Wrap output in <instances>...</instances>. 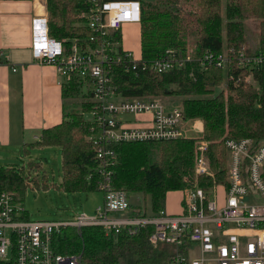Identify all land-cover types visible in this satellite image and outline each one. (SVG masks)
Returning a JSON list of instances; mask_svg holds the SVG:
<instances>
[{"label": "trees", "instance_id": "obj_1", "mask_svg": "<svg viewBox=\"0 0 264 264\" xmlns=\"http://www.w3.org/2000/svg\"><path fill=\"white\" fill-rule=\"evenodd\" d=\"M139 2L140 66L166 55L167 51L179 61L184 57L188 60L179 68L161 73L141 71L139 66L132 69L128 61L112 64L113 85L118 94L127 97L180 98L184 120L201 122L200 136L97 143L92 138L93 123L89 119L93 93L73 78L61 83V97L64 100L80 97V109L63 113L59 123L41 130L38 141L23 144L22 152L30 156L33 149L57 147L61 155L58 187L64 192L89 193L98 191L102 179L97 148H108L115 154L114 163L107 168L112 186L148 197L151 214L161 210L169 213L166 210L169 193H181L195 185L227 186L226 140L249 138L254 146L264 147V0ZM89 6L88 0H45L49 36L59 41L92 36L81 18ZM249 20L257 22L256 39L247 27ZM112 38L120 40V35L114 33ZM207 55L214 59L223 56L225 68L206 60ZM244 58L260 61L245 64ZM200 141L206 143L203 154L211 177L195 174ZM39 171V162L34 161L20 168L0 166V193H11L21 203L29 185L39 187ZM262 179L264 182L263 168ZM179 205L181 212V198ZM131 208L145 213L134 205ZM150 233V227L133 234L122 231L105 235L99 227L66 226L54 233L52 243L57 254H79V264H167L173 246L160 243L153 247L148 241Z\"/></svg>", "mask_w": 264, "mask_h": 264}, {"label": "built area", "instance_id": "obj_2", "mask_svg": "<svg viewBox=\"0 0 264 264\" xmlns=\"http://www.w3.org/2000/svg\"><path fill=\"white\" fill-rule=\"evenodd\" d=\"M90 6L81 18L92 36L61 41L49 36L47 17L35 16L31 23V55L39 64L52 65L65 81L77 79L92 91V138L97 143L172 140L186 136L180 103L168 105L156 97H127L113 85L111 65L128 61L131 68L157 73L179 68L170 51L151 63L122 47L121 28L139 24V0H88ZM118 33L119 39L112 35ZM243 58V53L239 54ZM225 68L226 59L205 56ZM247 64L260 58H244ZM128 70V69H126ZM206 143L197 147L195 174L212 176L203 154ZM228 152L227 186H192L181 191L182 210L169 214H139L128 202L127 193L115 189L108 166L114 163L112 150L99 146L102 203L93 215L80 214L65 221H31L14 195L0 193V264H79L80 255L57 254L52 237L62 227L94 226L105 235L122 231L136 233L150 227L149 243L173 246L167 264H264V147L249 138L226 140ZM257 195L262 202L249 201ZM248 197V199H246Z\"/></svg>", "mask_w": 264, "mask_h": 264}, {"label": "crops", "instance_id": "obj_3", "mask_svg": "<svg viewBox=\"0 0 264 264\" xmlns=\"http://www.w3.org/2000/svg\"><path fill=\"white\" fill-rule=\"evenodd\" d=\"M40 15L47 17L45 0H0V151L22 150L23 144L38 141L43 128L59 123L63 113L72 110L71 99L61 97L64 79L52 65L32 58L31 23ZM127 25L136 26L137 51L126 47L121 33L122 46L140 57L138 24ZM186 123L185 132L199 125L201 133L199 120ZM174 193L173 202L169 198ZM174 193L167 195L166 210L178 214L181 193ZM249 201L262 199L253 195Z\"/></svg>", "mask_w": 264, "mask_h": 264}, {"label": "rangeland", "instance_id": "obj_4", "mask_svg": "<svg viewBox=\"0 0 264 264\" xmlns=\"http://www.w3.org/2000/svg\"><path fill=\"white\" fill-rule=\"evenodd\" d=\"M155 1V0H150ZM255 20L246 22L249 31L256 39L257 27ZM136 26L123 25L120 32L124 38V44L132 51H137L138 33ZM251 79V78H250ZM247 78V81H251ZM154 97V96H152ZM168 105L179 103L180 98L158 97ZM81 98L71 99V108L79 110ZM183 128L189 123L183 122ZM194 124V122H193ZM200 127L196 125L186 132L187 137H199ZM23 150L12 149L0 151V166L14 165L18 168L27 162H39L40 171L38 172L39 187L29 185L24 191L21 205L26 211V215L31 221H65L71 220L80 214L93 215L97 206L102 203V193L93 191L84 192H64L58 186L61 181V155L57 147H45L31 150L30 156H24ZM32 175L35 173L32 172ZM45 183V186H41ZM171 195V194H170ZM176 193L168 198L174 202ZM179 195V194H178ZM130 205L138 207L140 210L150 212L149 198H143L141 194L127 193ZM248 199V197L246 198Z\"/></svg>", "mask_w": 264, "mask_h": 264}, {"label": "bare ground", "instance_id": "obj_5", "mask_svg": "<svg viewBox=\"0 0 264 264\" xmlns=\"http://www.w3.org/2000/svg\"><path fill=\"white\" fill-rule=\"evenodd\" d=\"M37 1H39V0H37Z\"/></svg>", "mask_w": 264, "mask_h": 264}]
</instances>
